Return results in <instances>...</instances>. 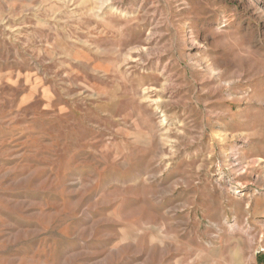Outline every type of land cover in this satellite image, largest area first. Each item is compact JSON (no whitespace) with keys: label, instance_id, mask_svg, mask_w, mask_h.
<instances>
[{"label":"rangeland","instance_id":"1","mask_svg":"<svg viewBox=\"0 0 264 264\" xmlns=\"http://www.w3.org/2000/svg\"><path fill=\"white\" fill-rule=\"evenodd\" d=\"M0 264H264V0H0Z\"/></svg>","mask_w":264,"mask_h":264}]
</instances>
